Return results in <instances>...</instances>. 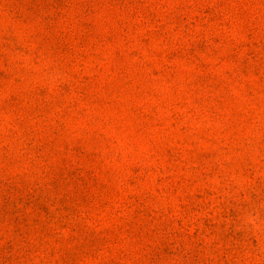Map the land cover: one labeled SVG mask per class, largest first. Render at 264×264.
<instances>
[{
  "label": "rangeland",
  "instance_id": "obj_1",
  "mask_svg": "<svg viewBox=\"0 0 264 264\" xmlns=\"http://www.w3.org/2000/svg\"><path fill=\"white\" fill-rule=\"evenodd\" d=\"M0 264H264V0H0Z\"/></svg>",
  "mask_w": 264,
  "mask_h": 264
}]
</instances>
